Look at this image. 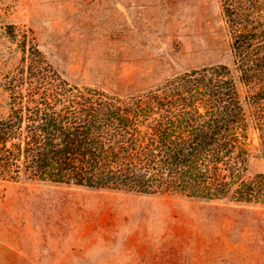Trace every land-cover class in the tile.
I'll use <instances>...</instances> for the list:
<instances>
[{
    "label": "rangeland",
    "instance_id": "374dc122",
    "mask_svg": "<svg viewBox=\"0 0 264 264\" xmlns=\"http://www.w3.org/2000/svg\"><path fill=\"white\" fill-rule=\"evenodd\" d=\"M35 47L68 82L119 96L228 66L247 176L264 173V99L239 80L219 0H0V117L4 78ZM0 264H264V203L0 181Z\"/></svg>",
    "mask_w": 264,
    "mask_h": 264
},
{
    "label": "trees",
    "instance_id": "16d2710c",
    "mask_svg": "<svg viewBox=\"0 0 264 264\" xmlns=\"http://www.w3.org/2000/svg\"><path fill=\"white\" fill-rule=\"evenodd\" d=\"M219 1L239 80L259 87L252 95L258 103L264 99V0ZM4 88L0 181L264 203V173L247 176L248 120L226 65L119 96L68 82L35 47L5 76Z\"/></svg>",
    "mask_w": 264,
    "mask_h": 264
}]
</instances>
